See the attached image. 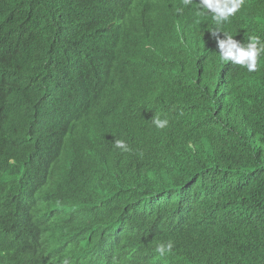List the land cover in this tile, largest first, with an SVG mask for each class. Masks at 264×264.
I'll return each mask as SVG.
<instances>
[{
  "label": "trees",
  "instance_id": "trees-1",
  "mask_svg": "<svg viewBox=\"0 0 264 264\" xmlns=\"http://www.w3.org/2000/svg\"><path fill=\"white\" fill-rule=\"evenodd\" d=\"M198 2L0 0V129L20 148L0 225L29 264L57 245H92L88 264H264V54L254 72L221 61ZM220 29L264 42V0ZM64 114L82 148L63 177Z\"/></svg>",
  "mask_w": 264,
  "mask_h": 264
},
{
  "label": "clouds",
  "instance_id": "clouds-1",
  "mask_svg": "<svg viewBox=\"0 0 264 264\" xmlns=\"http://www.w3.org/2000/svg\"><path fill=\"white\" fill-rule=\"evenodd\" d=\"M193 0H183L185 6L191 5ZM244 0H199L197 15L208 14L217 27L211 30L212 36L215 38L219 49V59L223 62H231L234 65H239L247 69L249 72H254L258 67V59L264 54V42H261L257 36H249L247 41L241 43L227 32H222L220 26L234 16L243 6ZM220 33L224 34V38H220ZM5 115V114H3ZM1 115V116H3ZM65 115V114H64ZM65 120L69 126L71 133L65 137L62 146L57 150L58 158L55 166L61 176L64 177L66 171L76 167L78 155L82 145H76V139L80 133V124L65 115ZM151 122L159 129H163L167 124V119H160L154 116ZM19 131V129H16ZM5 126L0 129V193L5 195L7 205L12 204L16 199V185L20 179L13 173L7 172L10 167L15 164L20 148L17 143L18 137L10 134H5ZM114 146L122 150H127V147L122 140H115ZM73 147V148H72ZM79 184L82 190L88 187L97 186V182L91 183L89 179L73 180ZM1 206V204H0ZM14 214L17 216L27 211L29 201L21 202L16 207H11ZM2 207L0 208V216H2ZM10 244L12 247L9 250L0 251V264H29L28 258L31 256L29 249L20 246L7 231L2 232L0 225V244ZM60 248V247H59ZM173 243H160L156 247V252L160 256L171 252ZM92 245H79L62 249V254L56 255L54 249H46L44 254H37L36 258L40 262L37 264H88L93 257ZM69 251L73 252L71 254ZM72 260V261H71ZM35 264V263H31Z\"/></svg>",
  "mask_w": 264,
  "mask_h": 264
},
{
  "label": "bare ground",
  "instance_id": "bare-ground-1",
  "mask_svg": "<svg viewBox=\"0 0 264 264\" xmlns=\"http://www.w3.org/2000/svg\"><path fill=\"white\" fill-rule=\"evenodd\" d=\"M188 16H189V15H188ZM187 24H188V22H187ZM187 24H186V25H187ZM19 202H20V201H19ZM20 221H21L23 224L29 222V221L27 222V220H26V221L20 220ZM36 232H37V231H36ZM35 237H38V236H35ZM65 244H66V242H65ZM65 244H64V245H65ZM53 249H54V253H55L56 255H58V253H59V254H62V249H63V248H61V247L59 248L58 245L55 246ZM69 252H70L71 254H73L71 251H69ZM71 261H72V260H71ZM58 264H60V263H58ZM76 264H78V262H76Z\"/></svg>",
  "mask_w": 264,
  "mask_h": 264
}]
</instances>
